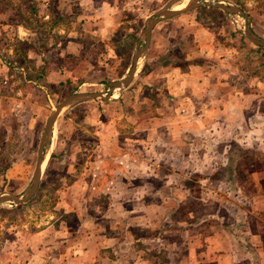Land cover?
Masks as SVG:
<instances>
[{"label":"rangeland","instance_id":"obj_1","mask_svg":"<svg viewBox=\"0 0 264 264\" xmlns=\"http://www.w3.org/2000/svg\"><path fill=\"white\" fill-rule=\"evenodd\" d=\"M100 1L106 3L102 23L109 33L105 31L103 42L98 34L88 33L91 27H88V0H0V100L13 99L10 112L19 122L16 134L23 133L26 120L35 119L30 124L33 129H28L27 149H12L14 144L24 142L22 134L14 139L12 147H6L9 140L0 130V195L30 193L32 184H27L31 182L43 139L40 182L31 199L24 204L16 203L14 210L9 209L7 201L0 203V264H25L28 258L38 257L37 241H31V235L48 224L52 203L57 202L60 207L54 210L56 217L51 222L63 238L71 237L70 232L79 223V229L82 225L86 227L87 233L90 231L95 239L103 241L101 245L116 247L122 240L120 248H111L112 254L108 248L103 250L95 264H187L186 249L203 243L197 223L210 214L214 216L208 220L214 226L218 223L237 228L243 237L245 233L262 236L264 87L261 90L259 85L264 83V53L259 49L249 50L259 41L248 37L246 28L250 27L264 39V0H225L228 7L238 8L241 13L199 8L192 14L215 34L216 50L229 53L235 49L231 56H238L241 63L238 65L248 71L249 80L255 79L251 87L245 84V75L236 81L244 85V96L253 95L241 118L220 119L214 124L204 120L200 128L192 118L201 114L197 107L183 121L173 120L171 101L166 98L163 84H158L161 79L156 78L160 65L166 59L171 60L170 56L177 59V64L181 63L187 46H182L177 38L166 47L159 35L170 33L172 23L162 22L159 16L150 19L153 16L150 14L160 9L189 0H96L94 3ZM94 3L89 4V10L100 9ZM183 17L173 18L177 23L173 30L175 37L180 36L181 23H185ZM194 29V26L188 28ZM238 36L244 43L236 40ZM191 40L187 38L186 45H192ZM105 47L108 50L104 55L95 52ZM139 51L137 70L119 94L114 84L128 77L135 52ZM167 51L173 53L168 55ZM40 69L46 71L44 77L47 72L61 70L62 80L56 77L48 81L47 76L46 86L33 91L29 88L31 83H24L38 77L36 73ZM88 75L96 76L98 81L93 85L83 84V78L88 79ZM27 84V92L39 105L36 114L34 107H28L26 113L21 103L18 91ZM98 91L100 95L94 97L100 101L95 99L92 107L88 106V98L76 97L55 115L57 106L70 96ZM117 97L121 102L101 103ZM178 110L181 115L186 114L185 105ZM106 153H111L108 170L115 171L114 175L118 174L122 182L138 184L143 175L155 174L158 205L163 204L161 195L173 187L174 197L181 201L171 203L173 212L164 218L166 222L159 218L155 228L122 225L123 209L134 217L140 213L134 210L137 194L112 180L110 193H104L102 184L106 183V177L93 189L97 168L93 165ZM135 192L142 194L139 190ZM78 199L83 201L81 206ZM63 201L66 203L62 204ZM109 205L116 210L106 212ZM155 205L152 200L141 202V208L151 207L152 211L158 210L159 206ZM77 207L81 217L72 212ZM86 218L88 223L84 224ZM187 221L195 226L183 238L180 227ZM164 224L169 227L163 228ZM22 229L27 232L23 245ZM171 244H174L172 249ZM125 245L128 247L124 249ZM65 253L58 252L59 260L53 259L52 264H88L93 259L89 253L70 251L69 259L75 257V262L70 263ZM138 256L144 260L139 261ZM32 264L44 263L34 258Z\"/></svg>","mask_w":264,"mask_h":264},{"label":"crops","instance_id":"obj_2","mask_svg":"<svg viewBox=\"0 0 264 264\" xmlns=\"http://www.w3.org/2000/svg\"><path fill=\"white\" fill-rule=\"evenodd\" d=\"M95 1L96 0H88V24H89L88 27L91 26L90 29H88V33L91 36H93L95 33L98 34V39H100L101 42H103V40L106 38L105 36L109 34L107 33V30H105L104 24L102 23V18H103L102 16L105 10L107 9V7H106V3H103L101 1L99 3H94ZM196 1L198 3L202 1L210 2L208 0H189L188 3L181 2L171 7L167 6L165 9H160L159 11L150 14V16L153 15L152 17H150V19L159 16L162 18V22L172 23V27L170 28L171 31L170 33L165 35L164 34L159 35L163 38L164 41L163 44L166 45V47H168V44L169 45L174 44L175 43L174 39L177 38L180 44L183 43L182 46L185 47L187 46L186 53L185 54L183 53L179 60L181 61V63L177 64L178 62L177 59H175L173 56H170L169 59L172 58L171 60H169L170 62L166 59L164 62L165 64L160 65L161 67H159L160 70H158L159 72L156 75V78L161 79V81L158 84H163L166 98L167 100L171 101V105H172L171 108L173 110L172 115L174 116L173 120L180 122L183 121L184 120L183 117L190 116L191 115L190 113L192 112L193 108L197 107V109L201 111V114L198 115L197 117H192V118L194 120V123H196V126L200 128L204 120L205 121L208 120L209 123L214 124L220 121V119L237 120L241 118L243 115V110H244L243 108L249 106L247 104L252 102L253 95L250 96L248 94V96H244L243 95L244 92H242L244 85L239 84L236 81H238L239 78H242L245 75L244 78L247 79L245 84L251 87L255 79L250 77L249 80L246 75L248 71L246 72L245 70H242L241 68L242 66L238 65L241 64L237 59L238 56L235 55L231 56V53L236 52L235 49H230V52L228 51L229 53L226 52L219 53L215 48L216 47L214 42L216 41L215 34H213L211 30L209 31L207 28H205L203 22L197 21L195 19L196 15L192 16V14H194V11L199 10V8H206V9L217 8L222 11L224 10L221 7L208 6L207 4H196L197 3ZM211 2L213 3L220 2L224 6H228L225 4L226 3L225 0H217V1L213 0ZM93 3L98 5V8L100 9L93 11L89 10L90 6H92ZM162 11H167V12L178 11V12L169 16L156 14ZM176 16H178V18L184 16L183 19L181 20L185 21V23H181L180 36L177 37L173 35V30L175 29V26H177V23L174 21L173 18ZM192 26H194L195 28L194 31H189L188 28ZM105 31L107 34L105 33ZM189 33H192L193 35L190 36ZM187 38L192 39L191 40L193 42L192 45L191 44L186 45ZM236 40H239L240 41L239 43H244L242 41L243 38L241 36H238ZM137 45H139V42L137 43ZM225 45L223 47H225ZM254 45H253L254 47L253 49L249 47L250 51L253 50V52H256V49H259L258 47H260L259 49L260 51H263L264 47H262V45L259 44V42H256ZM100 46H103V44ZM166 47L165 48L162 47V48H164L165 50ZM107 50L108 47H105L104 50L99 48L95 52H97V54L102 56L105 54V52L107 53ZM172 53L173 52H170L168 54L167 51L168 55H171ZM97 61L98 62L100 61V63H102L100 58H98ZM174 61L176 62L174 63ZM135 69L137 70V66ZM45 72L46 71L44 69L43 70L40 69V71H37L36 76L38 77L33 78L34 80H25L24 84L31 83L30 86L29 84L24 85L18 91L21 92V96H22L21 103L26 108V113L28 112L27 110L28 107H32V108L34 107L35 114L39 110V105L35 103V98L30 97V94L26 90L28 86L33 91L34 89L36 91L43 89L46 86V83H44V79L47 76L49 77L47 78L48 81L51 80V78H56V77L62 80L61 70L58 71L54 70L52 73L47 72L46 77H44ZM69 74L72 75L73 73L70 72ZM132 75H134V73ZM88 77H89L88 79L83 78L82 81L83 84L88 83V85H93L96 81H98V78L96 76L88 75ZM132 78H130V80L125 85L121 84V86L114 87L115 89H118L119 94L122 93L123 87L128 85V83L131 81ZM259 86L260 89L262 90L264 87V83L260 82ZM88 94H91V97L88 98V106L92 107L93 103L91 102L97 99L94 96H97L98 94L95 95V92ZM32 95H34V93ZM48 100H50V98H48ZM97 100L100 101V99ZM12 101L13 99H7L5 101L0 100V130L3 131L4 134L3 137L9 140L8 143H6V147L8 146L12 147V145L14 144L13 143L14 139L16 140V138H19V135L22 134V136L20 135V137L22 140H24V142H20L19 144L16 145L14 144V148L12 149H27L30 144L28 139L29 135L27 134L29 132L28 129L29 128L33 129V127L30 124L32 121H35V119L32 118L30 119V121L29 119L26 120L25 127L24 129H22L23 133L19 131V135L16 134L15 129L18 128L19 122L17 119H14L11 115L10 111H11ZM107 102L109 103V105H111L114 103L121 102V100L120 97H117L116 99L109 101L101 100V103L103 104H107ZM96 103L98 104V102ZM183 105L186 106L185 115H181V113L178 110V107L180 106L182 107ZM3 106L4 109L2 108ZM95 118L97 119V116H95ZM203 134H206V136L209 137V135L205 131L203 132ZM104 152H102L101 154H103ZM51 156L52 153L50 157ZM110 156L111 153H106L105 155H102L100 161H98L96 165H93L95 166V168L97 167L95 174L96 177L94 178L92 184L93 189L96 187V185L99 182L102 181V178L104 177H106L104 181L107 180L105 184H102V190L104 191V193H110V185L113 184L110 180H112L113 182L114 181L119 182V185H121L124 188H128L130 192L132 191L134 192V194H137L135 199H137L138 201H137V206H134L135 207L134 210H136L137 212L138 210L140 211V213H138L137 215H135L136 217H134L131 213L128 212V210L123 209L121 211L123 216L122 225L124 227L127 226L128 228L133 224H137V225L140 224L145 227L148 226L149 228L150 226L152 228L154 226L156 227V220H158L159 218L163 220L168 213L170 215L173 212L171 203H173L174 200L181 201V199H179L177 196L174 197L173 187H171L170 192H165L161 195V198L163 199V204L158 205L157 200L155 199L156 192L154 191V188L157 187V183H158L156 175L155 174L151 175V173L143 175L138 180L140 185L139 183L138 184L131 183L130 185L127 182H122L118 174L114 175L113 172L115 171H110V169L108 170V168H110V164H109ZM89 163L90 162H88V164ZM42 167L43 166H41V169ZM109 175H111L110 178ZM33 176H34V172L32 174L31 182L27 185L33 183V179H34ZM130 181L131 178L129 177L128 182ZM39 182H40V174H38L37 176V183ZM74 186L75 185H73V187L71 186L72 187V190H70L71 192H73ZM136 190L142 191V194L135 192ZM86 192L88 191L86 190ZM22 194H20L18 197H24L25 195H27V193H22ZM31 197L32 195L29 196L27 199L19 202L18 204H24L25 202L29 201ZM146 200L148 201L152 200V202H155L156 203L155 206L156 207L159 206L158 210L152 211V208L147 206H146L147 208L146 207L141 208L142 207L141 202ZM65 203H66L65 201L62 202V204ZM169 203H170V207H169ZM77 204L81 206L83 204V201H80L78 199ZM86 204L87 203H85L84 206H86ZM8 206H10V204H8ZM13 206H15V204ZM13 206H10L9 209H13L14 208ZM59 207H60L59 202H57L56 205L52 203V208H51L52 211L48 213V215H50L48 217L49 220L48 224L47 225L44 224V226L40 227V229H36L37 232H33L31 235V241H37L36 252L38 253V257H34V258H37L39 262H42L44 264H52L53 259L54 262L55 260L56 261L59 260L58 252H64V253L68 252V254L65 253V255L66 254L68 255V258L66 259L71 263L75 260V257H71L69 259L70 257L69 252L73 251L74 253L78 252L81 254L89 253L90 256H93L92 259L93 262L91 261L88 264H95L96 262L99 261L100 257L102 256V251L105 250L106 248H108L107 251L109 250L111 251V253H112V249L116 247L120 248L122 240H120L118 246L115 247L112 245L111 246L112 249H111L106 245H101L104 244L103 241L95 239V236L92 235V232L91 235L89 233L90 231H88L87 233L86 227L82 228L83 225L79 229V223L78 224L76 223L74 231L70 232L71 237L63 238L62 236L64 235L60 233V230H57L55 226H52V222L54 223L55 220L53 218L56 217V214H54L53 212L56 208ZM78 207L72 209L74 210L72 212H77V214L80 215L81 217L82 212H80ZM111 210H116V208H114V206L109 205L107 207L106 212H109ZM143 210L144 212L142 213L141 211ZM70 212L71 211L69 210V213ZM158 213L161 217H158L157 215ZM210 216L213 217L214 215L210 214L209 216L205 217L203 221L201 220V222L197 223V226L199 225L197 233L200 236V241H203V243H200V245L198 244V247L189 246L190 248L186 249V255H187L186 260L188 262L187 264H207V263L208 264H264V232L262 236L259 235L258 233L256 234L249 233L250 235L248 236L247 233H245L246 236L243 237L240 235L237 228H232L229 227L228 225L218 224V223L216 224V226H214L212 222L208 220ZM87 219L88 218H86L84 224L87 222ZM164 221L166 222V219H164ZM207 224H211V226H207ZM194 226H195L194 224L187 221L184 224V226L180 228V232L183 235V238L185 236L184 235L185 232L189 233L190 229L192 228L194 229ZM52 227L54 228L53 230ZM22 231H24V229H22ZM25 233L27 232L24 231L20 235V237H22V241H21L22 245L24 244L23 236L25 235ZM247 238L250 239L247 240ZM41 241H43V244L44 242H46L45 245H41L40 244ZM93 242L96 244L98 243L97 246L92 244ZM171 245H172L171 246L172 249L174 244ZM127 247L128 245H125L124 249ZM30 248H32V246ZM44 251L45 253L44 255H42V252ZM52 251L53 252L57 251V252L56 254H53ZM138 253L141 254L140 251H138ZM118 254L121 255V252H118ZM31 255L36 256V254H31ZM46 257L49 259H46ZM34 258L33 257L28 258L25 264L28 263L32 264ZM138 258L140 259L139 261L144 260V258H140L139 256Z\"/></svg>","mask_w":264,"mask_h":264},{"label":"water","instance_id":"obj_3","mask_svg":"<svg viewBox=\"0 0 264 264\" xmlns=\"http://www.w3.org/2000/svg\"><path fill=\"white\" fill-rule=\"evenodd\" d=\"M196 4H207L208 6H213V7H221L224 11L226 12H229V13H241L240 10L238 8H231L228 7V6H224L223 4H221L220 2H207V1H202V2H197ZM178 11H174V12H167V11H162L160 13H156L158 15H166V16H169V15H172V14H175L177 13ZM249 21V20H248ZM249 26H250V23H249ZM246 35L248 37H250L251 39H256L257 41H259V44L263 45L264 46V39L263 38H260V36H258L257 34H255L253 31L250 30V27L246 28ZM140 51L138 53L135 52V55H134V59H133V68L130 70V73L128 75L127 78L121 80V81H118L116 84H114L115 86H121V84L125 85L129 80L130 78H132V74L134 73V70L136 68V64H137V61H136V56L137 54H139ZM100 95V92H95V95ZM76 97H83V98H90L91 97V94H87V93H82V94H75V95H72L70 96L69 98H67L65 101H63L61 104H59L55 111V115H57L58 113V109L66 104H68L69 102L72 101V99L76 98ZM51 125L48 126V128H50ZM44 136V134H43ZM42 144H43V139L38 147V156H37V164H36V168H35V171H34V176H33V183L32 184V188H31V191L29 194L25 195L24 197H14V196H3V195H0V202H3V201H8L10 206H13L14 204L16 203H19L25 199H27L29 196H31L35 190H36V187H37V176L40 172V169H41V166H42Z\"/></svg>","mask_w":264,"mask_h":264},{"label":"trees","instance_id":"obj_4","mask_svg":"<svg viewBox=\"0 0 264 264\" xmlns=\"http://www.w3.org/2000/svg\"><path fill=\"white\" fill-rule=\"evenodd\" d=\"M259 49H260V47H258ZM263 53H264V49H263V51H262ZM10 210H14V208L13 209H10ZM167 227H169V225L168 224H165L164 226H163V228H167ZM182 227V226H181ZM180 227V228H181ZM112 254V253H111ZM114 256V255H113Z\"/></svg>","mask_w":264,"mask_h":264},{"label":"bare ground","instance_id":"obj_5","mask_svg":"<svg viewBox=\"0 0 264 264\" xmlns=\"http://www.w3.org/2000/svg\"><path fill=\"white\" fill-rule=\"evenodd\" d=\"M197 2V1H196Z\"/></svg>","mask_w":264,"mask_h":264}]
</instances>
